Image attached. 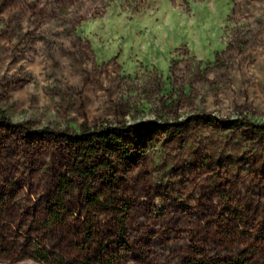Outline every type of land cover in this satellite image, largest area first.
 <instances>
[{
    "label": "rangeland",
    "instance_id": "obj_1",
    "mask_svg": "<svg viewBox=\"0 0 264 264\" xmlns=\"http://www.w3.org/2000/svg\"><path fill=\"white\" fill-rule=\"evenodd\" d=\"M254 125L264 0H0V264H264Z\"/></svg>",
    "mask_w": 264,
    "mask_h": 264
},
{
    "label": "trees",
    "instance_id": "obj_2",
    "mask_svg": "<svg viewBox=\"0 0 264 264\" xmlns=\"http://www.w3.org/2000/svg\"><path fill=\"white\" fill-rule=\"evenodd\" d=\"M255 128L264 131V125H254ZM95 136L98 137V140L102 143L103 147H105L106 149H111V150H115L117 149V143H120V141H117V138L119 139L120 134L118 132H116V130L114 129H108L107 131L102 130L100 132H96ZM74 138H80L81 140H87L88 136L85 133H81L78 136H74ZM238 264L241 263L240 261L237 262L232 261V262H224V264ZM215 264V263H213Z\"/></svg>",
    "mask_w": 264,
    "mask_h": 264
}]
</instances>
